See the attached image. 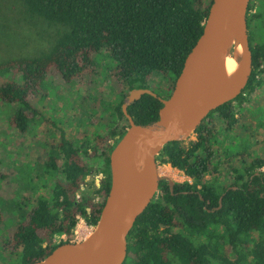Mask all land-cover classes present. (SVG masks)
I'll return each instance as SVG.
<instances>
[{"label": "trees", "instance_id": "obj_1", "mask_svg": "<svg viewBox=\"0 0 264 264\" xmlns=\"http://www.w3.org/2000/svg\"><path fill=\"white\" fill-rule=\"evenodd\" d=\"M18 1L24 14L59 30L37 55L0 62V105L13 130L26 134L40 117L31 101L49 76L66 85L82 81L93 73L99 54L107 56L112 77L125 87L111 108L113 119L102 128L105 133L89 137V147L76 146L61 130L58 144L47 152L42 169L50 178L48 195H38L22 211L21 222L2 243L8 256L17 257L16 264H32L55 249L54 235L72 241L77 217L96 226L110 187L109 153L128 128L121 110L124 99L133 89H150L154 74L170 82L160 97L170 95L212 0ZM246 20L252 54L246 88L203 120L195 140L170 142L156 157L158 165H169L193 183L175 184L173 191L166 182L159 183L156 197L128 235L123 264H264V157L253 155L250 141L242 139L236 146L240 152L230 155L227 150L221 163L214 121L218 117L228 141H234L236 108L262 83L258 76L264 70V41L258 42L250 27L259 23L264 28V0L249 3ZM161 106L157 98L143 95L127 112L136 124L147 125L158 119ZM259 121L264 127L262 117ZM86 156L102 164L99 187L93 178L87 181L94 167L84 161ZM237 156L243 160L240 168L232 166ZM207 174L213 175L212 181H206ZM223 175L231 178L230 184Z\"/></svg>", "mask_w": 264, "mask_h": 264}, {"label": "rangeland", "instance_id": "obj_2", "mask_svg": "<svg viewBox=\"0 0 264 264\" xmlns=\"http://www.w3.org/2000/svg\"><path fill=\"white\" fill-rule=\"evenodd\" d=\"M261 29L264 28L259 23L256 27H250L251 35L258 42L264 41ZM58 30V27L48 25L38 17L24 14L18 0H0V62L20 56L37 55L48 47ZM94 60L93 73L82 81L66 85L59 77L49 76L45 80L41 91L31 101L40 117L34 118L26 134H20L10 127L5 107L0 105V213L4 218L0 221V264H16L17 257L8 256L2 243L11 234V229L21 222L24 214L22 211L26 213L38 195H48L46 185H49L50 178L42 167L47 152L59 142V132L64 130L76 146L89 147V137L104 134L102 128L113 119L111 108L119 101L118 92L125 91V87L112 77L109 69L112 66L105 54L95 56ZM258 78L262 81L261 85L242 107L236 108L238 120L234 141H228L229 136H225L221 120L214 118L219 134L218 160L221 163L226 160L224 154L227 150L230 155L240 152L236 146L242 139L250 141L253 155L264 157V127L258 123L260 117L264 122V70ZM169 88L170 82L162 76L154 74L150 78V89L155 94L164 96V91ZM188 140H195V134L186 141ZM230 148L233 149L232 152ZM84 161L94 167L87 181L93 178L94 185L99 187L103 178L99 173L101 162L92 160L89 156L84 157ZM242 162L237 156L232 166L240 168ZM158 171L159 177H166L175 184L183 183L180 174L169 165H159ZM205 179L210 182L213 175L207 174ZM222 180L231 183L230 177L223 175ZM85 190L86 188L82 191ZM18 206L23 210H18ZM93 229L94 227L87 226L81 218L74 229L72 241L84 240ZM64 240L66 238L63 239L61 234L54 235L51 244L57 245Z\"/></svg>", "mask_w": 264, "mask_h": 264}, {"label": "water", "instance_id": "obj_3", "mask_svg": "<svg viewBox=\"0 0 264 264\" xmlns=\"http://www.w3.org/2000/svg\"><path fill=\"white\" fill-rule=\"evenodd\" d=\"M250 2L212 0L202 33L167 98L147 88L129 92L121 106L128 128L116 137L109 153L110 187L96 226L84 240L60 243L32 264L124 263L128 235L156 197L159 183L174 189V182L159 177L156 157L168 143L186 141L211 112L236 99L247 86L252 73L246 20ZM227 57L237 64L230 75L224 68ZM143 95L162 104L158 119L147 125L136 124L127 112Z\"/></svg>", "mask_w": 264, "mask_h": 264}, {"label": "bare ground", "instance_id": "obj_4", "mask_svg": "<svg viewBox=\"0 0 264 264\" xmlns=\"http://www.w3.org/2000/svg\"><path fill=\"white\" fill-rule=\"evenodd\" d=\"M240 50V49H239ZM237 67V64L235 62V59L232 57H227L224 61V68L227 73V75L232 74ZM168 174V171L166 172Z\"/></svg>", "mask_w": 264, "mask_h": 264}, {"label": "built area", "instance_id": "obj_5", "mask_svg": "<svg viewBox=\"0 0 264 264\" xmlns=\"http://www.w3.org/2000/svg\"><path fill=\"white\" fill-rule=\"evenodd\" d=\"M178 175L180 174V178L182 179V182L183 183H188V184H192L193 183V181H192V179H190V178H188V177H186L182 172H180V171H178V170H176V169H173ZM177 176V175H176ZM79 221H81V218L80 217H77V224H76V226H78L79 225ZM64 237H65V235H62V238L64 239ZM66 238V237H65ZM66 240H64L63 242H65ZM72 242H74V241H72ZM60 244V243H59ZM58 245V244H57Z\"/></svg>", "mask_w": 264, "mask_h": 264}, {"label": "flooded vegetation", "instance_id": "obj_6", "mask_svg": "<svg viewBox=\"0 0 264 264\" xmlns=\"http://www.w3.org/2000/svg\"><path fill=\"white\" fill-rule=\"evenodd\" d=\"M170 189V188H169ZM171 191V190H170Z\"/></svg>", "mask_w": 264, "mask_h": 264}]
</instances>
